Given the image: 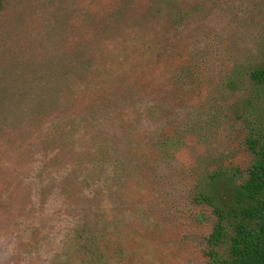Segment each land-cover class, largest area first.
Masks as SVG:
<instances>
[{"label":"rangeland","instance_id":"1","mask_svg":"<svg viewBox=\"0 0 264 264\" xmlns=\"http://www.w3.org/2000/svg\"><path fill=\"white\" fill-rule=\"evenodd\" d=\"M0 1V264H50L93 204L72 182L88 171L77 151L89 141L56 144L57 124L35 117L33 104L56 96L65 73L86 79L95 66L137 91L126 105L138 104L130 112L140 122L125 154L146 158L124 192L143 217L123 234V264H207L216 217L194 201L198 184L220 168H246L248 137L264 134V86L251 79L264 64V0ZM126 56L139 61L127 76ZM117 79L82 89L61 117L87 113ZM106 125L110 136L122 132ZM161 130L177 139L170 151L153 148Z\"/></svg>","mask_w":264,"mask_h":264},{"label":"trees","instance_id":"2","mask_svg":"<svg viewBox=\"0 0 264 264\" xmlns=\"http://www.w3.org/2000/svg\"><path fill=\"white\" fill-rule=\"evenodd\" d=\"M138 63L135 56L124 57L121 61L126 68L123 75H130ZM107 68L95 66L90 72L86 69L91 75L81 80H72L65 73L62 84L50 89L58 92L56 96L48 94L45 101L33 104L35 117L43 116L57 124L49 135L56 144L89 141L88 147H79L77 151L89 160L88 171H81L72 182L85 187L93 204L66 229L60 251L50 264H112L111 256L116 257L115 264H123L127 256L123 234L134 218L140 222L143 217L137 200L129 201L124 192L125 184L143 173L146 158L129 160L125 154L126 142L138 132L140 122L130 112L137 110L138 104L126 105L127 98L137 91L133 83L120 81L116 71ZM103 78L109 83L118 78L108 94L95 100L87 113L61 117L63 107L69 105L67 100L72 102L78 92L91 85L96 87ZM251 79L264 86V64L251 72ZM164 106L163 112L169 118L173 111L168 105ZM158 112V103H154L148 115L153 118ZM106 123H119L122 132L110 136ZM165 130L153 138L152 145L167 152L177 139ZM247 146L252 159L246 168H220L206 173L196 189L194 201L209 207L216 217L213 232L208 237L207 264H264V134H251ZM132 148L136 149L133 143ZM110 249L114 250V255Z\"/></svg>","mask_w":264,"mask_h":264}]
</instances>
